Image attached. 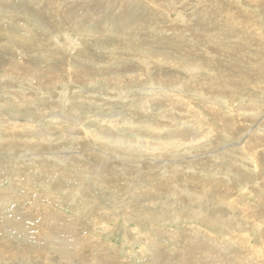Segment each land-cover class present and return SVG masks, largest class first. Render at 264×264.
Returning <instances> with one entry per match:
<instances>
[{
	"label": "rangeland",
	"instance_id": "obj_1",
	"mask_svg": "<svg viewBox=\"0 0 264 264\" xmlns=\"http://www.w3.org/2000/svg\"><path fill=\"white\" fill-rule=\"evenodd\" d=\"M254 1L0 0V264H264Z\"/></svg>",
	"mask_w": 264,
	"mask_h": 264
},
{
	"label": "bare ground",
	"instance_id": "obj_2",
	"mask_svg": "<svg viewBox=\"0 0 264 264\" xmlns=\"http://www.w3.org/2000/svg\"><path fill=\"white\" fill-rule=\"evenodd\" d=\"M166 1V0H165ZM251 1V0H250ZM183 2V1H182ZM197 2V1H196ZM200 2H201V0H200ZM234 2V1H233ZM233 2L231 1V3L233 4ZM254 2H256V0L254 1ZM170 3H171V1H170ZM191 3V2H190ZM209 3V2H208ZM172 4V3H171ZM183 4V3H182ZM192 4V3H191ZM198 4H199V0H198ZM176 5V4H175ZM194 5H197V4H194ZM203 5V4H202ZM201 5V6H202ZM206 5V4H205ZM209 6H210V4H208ZM208 6V7H209ZM196 7V6H195ZM206 7V6H205ZM207 8V7H206ZM212 8V7H211ZM171 9V8H170ZM183 10H184V8H183ZM186 10V9H185ZM194 10V9H193ZM210 9H208V11H209ZM182 11V10H181ZM190 11V10H189ZM169 12V11H168ZM216 12V11H215ZM188 13V12H187ZM219 13V12H218ZM162 14V13H161ZM194 14V13H193ZM220 14V13H219ZM120 15V14H119ZM207 15H208V13H207ZM210 15V14H209ZM221 15V14H220ZM192 16L193 15H191V19H192ZM199 16H201V15H199ZM224 16H229L230 17V15H225L224 14ZM167 17V16H166ZM197 17V16H196ZM213 17H217V16H213ZM222 17V16H221ZM188 18H189V16H188ZM198 18V17H197ZM204 18H205V16H204ZM208 18V17H207ZM212 18V17H211ZM218 18V17H217ZM194 19H196V18H193V20ZM199 19V18H198ZM207 21V20H206ZM252 21V20H251ZM200 22H201V20H200ZM151 24V23H150ZM252 24V23H251ZM203 25H204V23H203ZM189 26V25H188ZM198 26V25H197ZM127 27V26H126ZM140 27V26H139ZM144 27V26H143ZM151 27H152V25H151ZM154 27V26H153ZM157 27V26H156ZM177 27V26H176ZM190 27V26H189ZM228 28H230V27H228ZM251 29H253V28H251ZM258 29V28H257ZM166 30V29H165ZM189 30V29H188ZM191 30V29H190ZM209 31V30H208ZM184 32V31H183ZM197 32V31H196ZM203 32V31H202ZM151 33V32H150ZM158 33V32H157ZM199 33V32H198ZM142 34V33H141ZM146 34V33H145ZM148 34V33H147ZM170 34V33H169ZM259 34V33H258ZM152 35V34H151ZM143 36V35H142ZM197 36V35H196ZM218 36V35H217ZM16 37V36H15ZM164 37V36H163ZM198 38V37H197ZM205 38V37H204ZM23 40L24 39H22L21 41H19L20 43H21V45H24V43H23ZM223 40V39H222ZM198 41V40H197ZM251 41H252V39H251ZM52 42V41H51ZM220 42V41H219ZM49 43V42H48ZM198 43V42H197ZM259 43V42H258ZM194 44V43H193ZM200 44V43H199ZM198 44V45H199ZM212 44V43H211ZM253 44V43H252ZM216 45H218V44H216ZM215 45V46H216ZM198 47V46H197ZM200 47V46H199ZM219 47V46H218ZM184 50V49H183ZM197 50V49H196ZM221 50V49H220ZM214 52V51H213ZM258 52V51H257ZM222 53V52H221ZM260 52H258V54H259ZM182 55V54H181ZM209 55V54H208ZM223 55V54H222ZM168 57V56H167ZM171 58V57H170ZM176 58V57H175ZM258 58V57H257ZM216 59V58H215ZM219 59V58H218ZM209 60H210V58H209ZM222 61V60H221ZM147 62V61H146ZM146 62H144V63H146ZM209 63V62H208ZM211 63V62H210ZM209 63V64H210ZM227 63V62H226ZM148 64V63H147ZM208 64V66H210ZM230 64V63H229ZM234 64V63H233ZM207 66V67H208ZM216 66V65H215ZM219 66V65H218ZM242 66V65H241ZM124 68V67H123ZM190 69V68H189ZM236 69V68H235ZM241 69V68H240ZM243 69V68H242ZM60 70V69H59ZM206 70V69H205ZM70 71V70H69ZM122 71V70H121ZM182 71V70H181ZM188 71V70H187ZM186 71V72H187ZM251 71V70H250ZM190 72V71H189ZM191 72L193 73V70L191 69ZM194 72H196V69H195V71ZM206 72V71H205ZM171 73V72H170ZM188 73V72H187ZM209 73H210V71H209ZM251 73H252V71H251ZM19 74H21V72L19 73ZM28 74H31V73H29V71L28 72H24V71H22V74H21V77H22V79L24 78V80H27V79H29V78H26V76H28ZM58 74V73H57ZM190 74V73H189ZM211 74H212V72H211ZM214 74V73H213ZM221 74V73H220ZM143 75V74H142ZM219 75V74H218ZM250 75V74H249ZM248 75V76H249ZM59 76V75H58ZM130 77H131V75H129ZM229 76V75H228ZM127 77V76H126ZM193 77V76H192ZM215 78H216V76H214ZM219 77V76H218ZM227 77V76H226ZM56 78H58V77H56ZM136 78H138V77H136ZM209 78H211V77H209ZM245 78V77H244ZM251 78V77H250ZM213 79V78H212ZM224 79V78H223ZM247 79H249V78H247ZM212 81V80H211ZM214 81V80H213ZM57 82V81H56ZM135 82V81H134ZM109 83V82H108ZM123 83V82H122ZM178 83V82H177ZM213 83V82H212ZM220 83V82H219ZM111 84V83H110ZM221 84V83H220ZM112 85V84H111ZM121 85V84H120ZM160 85V84H159ZM190 85V84H189ZM31 86V85H30ZM30 86H28V88L30 87ZM116 86V85H115ZM53 87V86H52ZM157 87V86H156ZM163 87H165V86H159V89L161 88H163ZM31 89H32V86L30 87ZM119 88V87H118ZM117 88V89H118ZM112 89H114V88H112ZM116 89V90H117ZM168 90H171L172 92L173 91H176V89H172L171 87H168L167 88ZM192 89H194V88H192ZM166 90V89H165ZM178 90V89H177ZM230 90V89H229ZM170 91V92H171ZM185 91H188V90H185ZM200 91V90H199ZM24 92V91H23ZM25 93V92H24ZM202 93V92H201ZM177 94V93H176ZM197 94V93H196ZM179 95V94H178ZM208 95H210V94H208ZM26 96V95H25ZM51 97V96H50ZM184 97V96H183ZM13 98V97H12ZM17 99V98H16ZM180 99H182V98H180ZM58 100H59V98H58ZM58 100H57V102H58ZM214 100H216V99H214ZM55 101V100H54ZM64 101V99H62V102ZM184 101V100H183ZM182 101V102H183ZM221 101V100H220ZM223 102V101H222ZM18 103V102H17ZM60 104H62V103H60ZM64 104V103H63ZM44 105V104H43ZM66 105V104H65ZM76 105V104H75ZM194 105V104H193ZM224 105H225V103H224ZM227 105V104H226ZM0 106H5V104H3V103H1L0 102ZM220 106V105H219ZM23 107V106H22ZM40 107V106H39ZM56 107H58V106H52L51 108H54V109H57ZM190 107V106H189ZM193 107V106H192ZM202 108V107H201ZM233 108V107H232ZM38 109V108H37ZM66 109V108H65ZM185 109V108H184ZM206 110V109H205ZM63 111V110H62ZM40 113H41V115L42 116H40V117H44L45 115H46V112H47V109H45V108H40V111H39ZM211 113V112H210ZM212 113H213V111H212ZM48 114V113H47ZM202 114V113H201ZM218 114V113H217ZM50 115V114H49ZM183 115V114H182ZM214 115V114H213ZM213 115H211L212 117H213ZM219 115V114H218ZM184 116V115H183ZM215 116H217V115H215ZM220 116V115H219ZM191 117V116H190ZM211 117V118H212ZM211 118H210V120H211ZM220 118V117H219ZM224 118V117H223ZM234 118V117H233ZM34 119V118H33ZM216 119H218L217 117H216ZM209 121V120H208ZM212 121V120H211ZM10 122V121H9ZM197 123H198V121H197ZM211 123V122H210ZM200 124V123H199ZM219 124H221V123H219ZM236 124H237V122H236V120H235V122H233V121H231V120H229V121H227V123L225 124V126H228L227 127V129H229V128H231L232 130H233V128L236 126ZM13 125V124H12ZM16 125H17V123H16ZM15 125V126H16ZM176 127V126H175ZM213 127V126H212ZM222 128V127H221ZM226 128V127H225ZM214 129H215V127H214ZM218 130H220L219 128H217ZM212 130V129H211ZM216 132V131H215ZM231 133V132H230ZM206 134V133H205ZM217 134V133H216ZM236 134H239V133H236ZM243 133H240V136L242 135ZM227 135H229V132H227ZM233 135H234V133H233ZM193 136V135H192ZM205 136V135H204ZM236 136V135H235ZM198 137V136H197ZM211 137H213V138H215V140H211L210 142H209V147H212V145L214 146V144H213V142L214 141H216V139H217V136L215 137V133L213 132V136H211ZM179 138V137H178ZM194 138V137H193ZM28 139H30V138H28ZM175 139H177V138H175ZM174 139V140H175ZM207 139H209V138H207ZM183 140H184V138H183ZM185 140H187V139H185ZM190 140V139H189ZM192 140V139H191ZM200 140V139H199ZM193 141V140H192ZM191 143V142H190ZM205 144V143H204ZM215 144H216V142H215ZM170 146V145H169ZM168 146V147H169ZM180 146V145H179ZM200 146V145H199ZM173 147V146H172ZM178 147V146H177ZM200 148H202V147H200ZM160 149V148H159ZM172 149V148H171ZM188 149H190V148H188ZM193 149V148H192ZM206 149V148H205ZM236 151H237V154H239V155H243V156H245V152H246V150L244 149V145H241L240 147H239V149L237 148V147H235L234 148ZM153 150H154V148H153ZM214 150V149H213ZM234 152V150H233V148H232V150H230V152ZM228 152V151H227ZM229 153V152H228ZM176 154V153H175ZM162 155H164V154H162ZM161 156V155H160ZM176 158V157H175ZM213 161V160H212ZM167 162H165V164H166ZM211 164V163H210ZM204 165V164H203ZM243 165H245V166H247L246 164H243ZM165 166H167V165H165ZM183 166V165H182ZM215 166V165H214ZM210 167H211V165H210ZM213 167V166H212ZM214 169V168H213ZM160 174V173H159ZM183 178V177H182ZM192 179V178H191ZM187 180V179H186ZM183 181V180H182ZM199 181H201V183L200 184H206V183H208L209 181H205V179H203V178H201ZM194 182V181H193ZM162 184V183H161ZM160 184V185H161ZM165 186V185H164ZM188 187V186H187ZM209 188V187H208ZM189 189V188H188ZM194 189V188H193ZM178 190V189H177ZM209 190V189H208ZM207 190V191H208ZM182 191V190H181ZM195 194V193H194ZM197 195V194H196ZM196 195H195V197H196ZM205 195V194H204ZM189 199V198H188ZM218 200V199H217ZM261 200V199H260ZM228 201L230 202L231 200L230 199H228ZM234 201V200H233ZM196 203V202H195ZM181 204H182V202H181ZM185 204H186V202H185ZM221 204V203H220ZM223 205V204H222ZM198 206V205H197ZM195 207V208H198V207ZM214 207H215V205H214ZM232 207V206H231ZM201 211V210H200ZM204 211V210H203ZM203 214V213H202ZM201 215V214H200ZM205 217V216H204ZM173 234V233H172ZM171 234V235H172ZM147 237V236H146ZM145 239H147V238H145ZM164 250V249H163ZM187 257V256H186ZM248 258V257H247ZM262 259V258H261ZM184 260V259H183Z\"/></svg>",
	"mask_w": 264,
	"mask_h": 264
}]
</instances>
